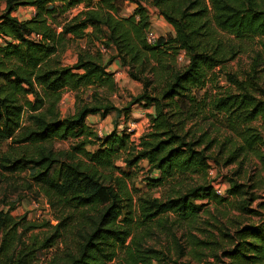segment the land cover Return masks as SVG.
Segmentation results:
<instances>
[{
	"label": "trees",
	"instance_id": "1",
	"mask_svg": "<svg viewBox=\"0 0 264 264\" xmlns=\"http://www.w3.org/2000/svg\"><path fill=\"white\" fill-rule=\"evenodd\" d=\"M116 1L1 0L0 140L10 141L1 166L35 171L51 206L60 211L61 223L67 207L77 212L71 241L62 240L65 250L55 252L48 264H108L119 255L128 264H167L173 261L170 247L150 244L155 228L165 227L171 212L176 214L170 223L174 228L183 221L190 228L202 208L194 200L203 198L216 203L233 198L242 216H259L250 224L234 220L231 233L218 226L221 237L229 239L220 253L213 249L219 242L186 233L194 244L211 246L208 256L213 261L205 263L264 264V213L251 207L259 183L239 182L240 170H234L225 179V194L219 196L205 179L212 164L223 161L227 166L241 155H253L264 169V90L256 82L260 57L264 60V0H128L126 15H119ZM79 5L83 8L76 14L65 16ZM20 6L34 7L32 16L13 15ZM153 15L170 24L173 33L158 35L148 44L145 36ZM255 38L262 51L254 55L251 73L243 80L229 74L234 89L196 103L193 89L205 88L212 69L233 59ZM77 39H85L86 45L77 47L73 64H62L60 51ZM100 47L113 55L103 61ZM180 52L187 59L183 66L175 64ZM114 60L142 84V91L121 108L107 98L116 88L114 72L108 70ZM64 91L73 92L76 104L66 116L59 111ZM132 104L153 110L149 128L137 143L132 132L118 131L120 123L102 136L87 123L90 115L130 114ZM206 107L212 116L223 114V124L236 135V143L227 138L218 151L212 150L217 139L210 134L218 130L216 123L201 127L193 121ZM67 139L75 141L68 148H54V141ZM143 160L154 172L148 181L155 184L185 175L198 179L191 177L192 185L179 180L178 185H185L177 190L173 186L163 198L135 197L129 189L130 174L121 166L130 168ZM257 206L264 207V200ZM8 219L7 224L0 221V264H32L37 250L52 245L22 243L13 231L18 223ZM68 227L60 231L56 226L44 242L62 238ZM175 241L184 255L186 247ZM196 247L201 246L193 245L190 255ZM194 260L202 264L201 258Z\"/></svg>",
	"mask_w": 264,
	"mask_h": 264
},
{
	"label": "rangeland",
	"instance_id": "2",
	"mask_svg": "<svg viewBox=\"0 0 264 264\" xmlns=\"http://www.w3.org/2000/svg\"><path fill=\"white\" fill-rule=\"evenodd\" d=\"M116 2L119 15H126L127 8L130 6L129 1L117 0ZM3 8L4 4L0 0V11H2ZM82 8L83 5H79L69 10L65 16H72ZM33 12L34 7L32 6H20L12 14L19 19H24L31 17ZM152 17H154L152 24L153 30L157 35H165L168 37L173 33L172 26L162 17L160 18L157 15H153ZM259 41V38L248 40L244 45L243 51L237 53L233 59L213 68L205 88H196L192 91L196 98V103L200 104L203 103V101L207 103L214 95H222L226 91H229V89H234V86H232L229 81V74L230 76L233 75L236 77L237 80H243L247 74H250L254 55L262 51ZM85 45V39H77L67 43L59 54L62 64H73L76 61L77 47H84ZM101 48L102 47H100V50ZM101 52L103 61L108 60L113 55V52L106 48L104 51L101 50ZM185 63H187L185 57L181 61L178 59L175 60L177 66H183ZM117 72L118 73L114 75L116 88L111 93L107 92V98L111 105L121 108L127 105L132 96L142 91V84L131 79L125 68L124 71L117 70ZM257 73L259 78L256 76V82H258L260 87L264 90V60L261 57L259 65H257ZM258 95H260V91H258ZM83 97L86 98L87 94H84ZM75 106V96L73 92L64 91L59 103L61 115L66 116L72 114L75 111ZM143 108L144 107L140 104H132L130 106V110H132L130 114L128 112V114L126 113L123 115L118 114L116 111H110L106 115L97 114L89 116L87 118V123L93 127L97 134L99 130L105 134L106 132L109 133L112 129H117V123H120V125H118L119 132L123 130L126 131L127 127H133V130L130 131V133L132 132L131 139L137 143L139 136L149 128L150 124L148 113L144 115L139 113ZM202 110L203 112L198 113L193 121L198 120L201 127H206V125L213 124V122L216 123L215 127H217L218 130L210 134L217 139V143L212 148L213 151H218V147L227 138L230 139L231 142H237L236 135L223 124V114L212 116L207 107ZM205 117L207 118L204 119ZM253 124L258 127L262 125L261 121H255ZM73 141L75 140H59L54 141L52 144L56 149H65L68 148ZM9 144L10 141L7 139L0 140V213L2 216L0 221L1 219H5V224H7L10 223L8 218H11V221L17 222L18 224H16L15 230L13 231L22 243L30 244L32 240H37L39 243L43 242L45 244L52 243L49 247L37 250L32 260V264H48L55 252L58 250H65L62 240L71 241L73 234L70 235V231L72 230L71 228L74 227L73 225H75L77 212L74 211V208L67 207L68 210L64 214V216L67 215V217H65V220L61 223V219H59L60 211L51 206L48 197L43 192L42 186L34 177L35 171H32L30 168L17 171L4 169L1 166V157L9 150ZM230 147L231 146L227 143L226 149ZM89 148L94 149V146H90ZM261 150L264 151V145H262ZM228 152L229 151H226L224 155ZM119 162L118 160L117 163L119 164ZM222 164L223 161L220 162V165L213 164L215 169L211 173H206V181L214 185L223 184L224 187H227V182L225 181L226 177L231 176L234 170H240V173L236 176L239 182L246 184L254 182L259 183L253 189L258 198L252 203L251 207L258 208L264 213V207L259 208L257 206L259 202L264 200V169L260 161L253 155L247 154L235 158V160L227 166H222ZM121 168L130 174L128 178L129 189L135 197L138 195H150L152 197L163 198L166 193H171L173 186L176 187L174 189L177 190L185 184L192 185V183L198 179V176L194 175L191 176L194 181H191V177H186L185 175L180 178H175L172 183L155 184L150 180L148 181V178H150L154 172L151 173L148 163L144 160L139 161L136 166L129 168L122 165ZM179 180H182L185 184L181 186L178 185ZM194 203L202 205V208L196 212L197 217L195 221L189 222L190 225L188 226L190 228L185 226L187 224L185 221L182 222V226L174 228L170 223L176 218V214L171 212L169 213V220L166 226L160 229L155 228V234L151 236L150 244L156 247H170L171 253L169 255H171L173 261H168L167 264H186L187 262L198 264L194 260L197 258H201L202 264L213 261V258L208 256L211 246L201 245L199 243L194 244L195 242H192V237L185 236L186 233H188L189 236L190 232L191 235L194 237L196 236L202 241L219 242V248L214 247L213 249L220 253L222 248L228 247L229 239L221 237L217 229L218 226L222 225L225 227L224 229L226 232L231 233L236 226L233 222L234 220L250 224L258 221L259 218L258 215L242 216L236 207L233 206L235 203L233 198H229L222 203H216L214 201L209 202L207 198H203L194 200ZM66 224H69L70 228L68 227V230L65 231L62 238L54 239L53 237L52 242H44L45 238L54 232L56 226H58L61 231ZM3 234L4 229L0 224V242L4 238ZM210 234L212 235L211 237ZM178 239L179 242L186 247L183 249L184 255L182 256H180L179 248L175 243V240ZM21 242L18 244V249L22 247ZM193 245H200L201 247H196V251L190 255ZM108 264L128 263L119 255Z\"/></svg>",
	"mask_w": 264,
	"mask_h": 264
},
{
	"label": "built area",
	"instance_id": "3",
	"mask_svg": "<svg viewBox=\"0 0 264 264\" xmlns=\"http://www.w3.org/2000/svg\"><path fill=\"white\" fill-rule=\"evenodd\" d=\"M145 37H146V42H147L148 44H153V43L156 41L158 35L155 33V31H154L152 28H149V29L147 30V32H146V36H145ZM102 48H103V47H102ZM102 48H101V50L104 51L105 48H103V49H102ZM183 58H184V53H183V52H180L179 55L177 56V59H178L179 61H181ZM126 130H127L128 132H130L131 130H133V127H127ZM98 134H99L100 136L103 135V133H102L101 130L98 131ZM214 169H215V167H214V165L212 164L210 167H208L207 172H208V173H211V172L214 171ZM214 192H215L217 195H219V196L224 195V194H225V187H224V185H223V184H216V185L214 186Z\"/></svg>",
	"mask_w": 264,
	"mask_h": 264
},
{
	"label": "crops",
	"instance_id": "4",
	"mask_svg": "<svg viewBox=\"0 0 264 264\" xmlns=\"http://www.w3.org/2000/svg\"><path fill=\"white\" fill-rule=\"evenodd\" d=\"M161 18V17H160ZM153 19H154V17H151V23L153 24ZM151 24V28L153 29V25ZM108 70L109 71H112V72H114V75H116L118 72H117V70H122V71H124V67L122 68L121 67V65L119 64V62H118V60H114L109 66H108ZM132 111V110H131ZM152 108H143V109H141L140 111H139V113H142L143 115L145 114V113H148V114H150V113H152ZM135 112V111H134ZM133 112V113H134ZM90 116H92V115H90ZM107 133V132H106Z\"/></svg>",
	"mask_w": 264,
	"mask_h": 264
}]
</instances>
